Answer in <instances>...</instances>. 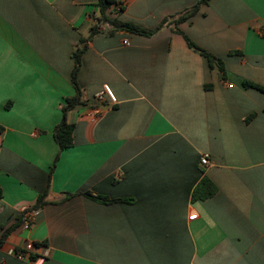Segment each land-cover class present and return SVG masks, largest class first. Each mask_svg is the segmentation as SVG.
<instances>
[{
  "label": "crops",
  "instance_id": "1",
  "mask_svg": "<svg viewBox=\"0 0 264 264\" xmlns=\"http://www.w3.org/2000/svg\"><path fill=\"white\" fill-rule=\"evenodd\" d=\"M117 1L147 28L198 2ZM98 2L0 0V264H264V92L244 84L264 86V0H210L149 37L98 23ZM203 177L217 190L193 199Z\"/></svg>",
  "mask_w": 264,
  "mask_h": 264
},
{
  "label": "trees",
  "instance_id": "2",
  "mask_svg": "<svg viewBox=\"0 0 264 264\" xmlns=\"http://www.w3.org/2000/svg\"><path fill=\"white\" fill-rule=\"evenodd\" d=\"M210 0H198L197 4L191 7L190 9L186 10L184 13L178 15L177 17H171V18H166L164 19L157 27L155 28H147L144 26H141L137 23L134 22H126V21H121L117 17L110 16L109 11L112 6H119L120 11H123L125 9V6L118 2L117 0H99L98 2V7H99V16L96 18V21L98 23H108L113 27V30H124L132 34L136 35H141V36H152L159 30H161L165 26H169L171 24H174L177 28V26L185 21L191 18L197 11H199L200 7L202 5H205L209 2ZM177 31H179L177 29ZM98 33V27L95 26L91 29V34L89 38H91L94 34ZM184 39L187 42V45L198 51L200 54H202L204 57L207 58L209 65L212 67L213 65H217L219 69L221 70L222 73L225 72L224 70V63L221 59L216 57L214 54L202 49L199 47L195 42H193L186 34L180 32ZM84 39L81 40V43H84ZM86 50V47H77V49L73 52V58L75 61V66L72 74V81L73 85L76 88V95L71 98L66 99V104L63 107V121L61 124H59L56 129H55V140L57 141L59 148L62 150L66 147H69L72 144V133H73V124H69L66 121V113L68 110L72 109L74 106L77 104L83 103L81 100V93H80V88L78 84L76 83V76L77 72L81 66V57L84 51ZM246 86H253L261 91L264 92V86L255 84V83H250V82H245L244 83ZM216 187L211 181L203 177L200 183L196 186V188L193 191V199H206L210 196H212L216 192ZM1 195V191H0ZM86 196L97 200L102 203H110L114 202L115 200H111L107 197L104 196H98L94 195L91 192L85 193ZM119 201V200H118ZM44 204V195H41L38 200L30 207V210H38L41 208V206ZM13 230L12 226L8 227L4 235L0 238V246L3 244L5 237Z\"/></svg>",
  "mask_w": 264,
  "mask_h": 264
},
{
  "label": "built area",
  "instance_id": "3",
  "mask_svg": "<svg viewBox=\"0 0 264 264\" xmlns=\"http://www.w3.org/2000/svg\"><path fill=\"white\" fill-rule=\"evenodd\" d=\"M125 44L128 45V43L125 41ZM102 96H106L112 104L117 103V99L115 94L113 93L112 89L108 85L103 86V91L99 94V98H102ZM208 155H203L201 158V164L202 165H208ZM197 215L193 214L190 216V219L196 218ZM30 224V216H26L25 218V227H29ZM34 244L32 242L28 243L24 250H17V249H11L10 253L15 255L19 259H23L28 255V252L32 251L34 249Z\"/></svg>",
  "mask_w": 264,
  "mask_h": 264
}]
</instances>
